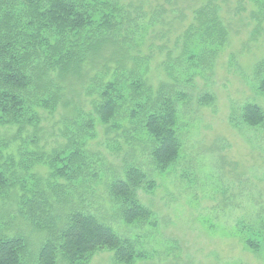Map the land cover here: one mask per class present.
<instances>
[{"label":"rangeland","instance_id":"rangeland-1","mask_svg":"<svg viewBox=\"0 0 264 264\" xmlns=\"http://www.w3.org/2000/svg\"><path fill=\"white\" fill-rule=\"evenodd\" d=\"M158 1L164 13L155 24L140 29L142 41L136 34V44L129 50L134 59L127 62L145 75L153 91L161 89L173 98L180 154L160 172L148 143L137 140L138 132L128 124L106 130L97 122L93 137L86 141L88 164L82 176L72 185L59 179L67 200L62 206L90 212L133 241L146 255L133 264H264V122L251 127L241 114L248 103L258 104L264 113V96L258 91L264 75V0H218L227 40L204 68L199 59H188L194 41L185 49L183 34L192 21L191 9L205 0H184V8L180 4L175 8L173 0ZM154 6L144 7L140 21L152 23ZM87 85L73 86L68 98L82 111L92 112L94 98L85 94ZM41 113L38 144L58 148L64 141L59 130L66 111L59 107L53 115ZM4 132L10 136L14 128H0V137ZM28 139L25 135L11 146L25 163L27 150L34 149ZM129 166L141 167L154 184L149 189L145 183L136 192L152 217L131 225L123 222L121 205L108 188ZM32 169L45 184L54 182L46 179L44 165ZM51 194L46 192L47 197ZM19 210L17 203L0 199V229L5 235L22 234L28 243L26 260L35 264L34 255L46 238L35 224L43 222L41 214ZM246 238L258 242L257 251L245 244ZM88 264L119 263L110 251L99 250Z\"/></svg>","mask_w":264,"mask_h":264},{"label":"trees","instance_id":"trees-1","mask_svg":"<svg viewBox=\"0 0 264 264\" xmlns=\"http://www.w3.org/2000/svg\"><path fill=\"white\" fill-rule=\"evenodd\" d=\"M183 1L172 3L184 8ZM218 2L196 3L183 34L185 49L194 41V49L186 52L188 59H199L203 68L227 40ZM153 5L152 23L140 21L144 7ZM163 8L158 0H0V128H14L12 135L4 132L0 137V199L17 203L20 214L40 212L43 222L35 224L46 238L34 255L35 264H88L99 250L110 251L119 264L146 257L133 241L90 212L69 204L63 208L67 200L59 179L72 185L82 176L88 164L86 141L93 137L97 122L106 130L128 124V129L138 132L137 140L148 143L160 172L178 158L181 142L173 98L161 89L153 91L145 75L127 62L134 59L129 50L136 44L135 36L142 41L140 29L155 24ZM84 84H88L85 94L94 98L92 112L82 111L68 98L73 86ZM258 91L264 96V75ZM59 107L66 111L59 130L64 141L58 148L47 149L38 144L41 111L53 115ZM241 114L245 124L263 125L264 113L258 104H246ZM25 135L34 146L26 152L27 163L11 149ZM17 153L24 154L20 147ZM37 164L48 168L46 179H54L53 183L45 184L34 172ZM123 176L108 184L112 198L121 205L123 222L149 220L152 210L141 204L136 192L145 183L152 189L153 181H147L145 170L137 166H129ZM46 192L52 194L47 197ZM245 244L255 251L259 246L251 238ZM27 248L22 234L5 235L0 229V264H29Z\"/></svg>","mask_w":264,"mask_h":264}]
</instances>
